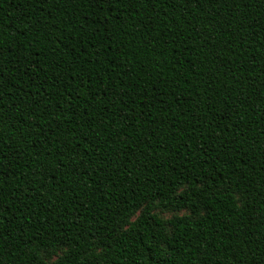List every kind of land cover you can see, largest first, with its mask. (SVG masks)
I'll return each mask as SVG.
<instances>
[{"label":"trees","instance_id":"trees-1","mask_svg":"<svg viewBox=\"0 0 264 264\" xmlns=\"http://www.w3.org/2000/svg\"><path fill=\"white\" fill-rule=\"evenodd\" d=\"M57 249L264 264V0H0V264Z\"/></svg>","mask_w":264,"mask_h":264},{"label":"rangeland","instance_id":"rangeland-1","mask_svg":"<svg viewBox=\"0 0 264 264\" xmlns=\"http://www.w3.org/2000/svg\"><path fill=\"white\" fill-rule=\"evenodd\" d=\"M238 198V197H237ZM140 213L137 212L131 221H133L137 215ZM153 213L163 222L164 224V230L166 234H170L171 232V227L168 224V222L174 218H180V217H191V218H196V217H202L204 215L203 211H200L199 213H197L195 216L192 215V213L188 210H181V211H170L167 209H162L161 207H159L157 205V203H155L153 205ZM66 251V249H57L53 252H49V253H42L41 257L43 259V261L47 264H51L54 261H56L57 259H59L64 252Z\"/></svg>","mask_w":264,"mask_h":264}]
</instances>
